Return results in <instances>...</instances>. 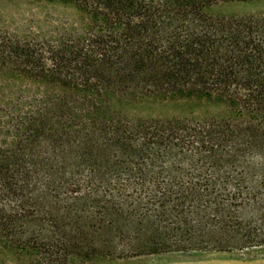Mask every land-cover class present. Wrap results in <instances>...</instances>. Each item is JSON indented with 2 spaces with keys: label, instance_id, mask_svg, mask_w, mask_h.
<instances>
[{
  "label": "trees",
  "instance_id": "1",
  "mask_svg": "<svg viewBox=\"0 0 264 264\" xmlns=\"http://www.w3.org/2000/svg\"><path fill=\"white\" fill-rule=\"evenodd\" d=\"M48 1L79 24L0 27V240L18 264L264 244V20L202 11L248 0ZM144 96L218 97L226 112L130 121L109 103ZM84 170L155 192L124 206L89 187L88 207Z\"/></svg>",
  "mask_w": 264,
  "mask_h": 264
},
{
  "label": "rangeland",
  "instance_id": "2",
  "mask_svg": "<svg viewBox=\"0 0 264 264\" xmlns=\"http://www.w3.org/2000/svg\"><path fill=\"white\" fill-rule=\"evenodd\" d=\"M202 11L213 18L223 19H253V23L264 20V0H248L233 2H218L203 7ZM81 12L71 5L48 0H0V27L11 29H24L33 26V29L46 28L52 24L65 26L67 22L79 24ZM60 22L62 24H60ZM111 108L122 118L130 121L141 119H182L194 120L226 112V103L218 97L191 96L175 99H159L155 96H144L135 99L110 97ZM89 171V170H88ZM95 171H82L75 175L82 181V193L86 206L93 207L89 187L95 189L94 199L113 197V201H122L124 206L133 199L139 203L154 195L155 187L152 181L144 178H101L102 173ZM89 176V177H88ZM92 184H90V181ZM251 179H254L252 175ZM205 185V183H203ZM123 187L126 190L122 191ZM153 189V190H152ZM209 198V197H208ZM82 200V201H83ZM236 214L243 219L248 214L253 217L256 210L247 213L245 206L239 200L233 201ZM233 205V204H232ZM138 213H143L140 209ZM254 218V217H253ZM248 219V218H247ZM243 221V220H242ZM246 221V220H245ZM119 247L128 248L129 243L120 242ZM118 248V249H120ZM127 254V253H126ZM26 261L25 253L19 255ZM110 259L107 256H70L64 264H264V244H253L245 248L221 250L216 246H199L198 248L177 249L170 246L166 251L142 254L138 257H124ZM18 264V255L15 248L7 246L0 240V262Z\"/></svg>",
  "mask_w": 264,
  "mask_h": 264
}]
</instances>
